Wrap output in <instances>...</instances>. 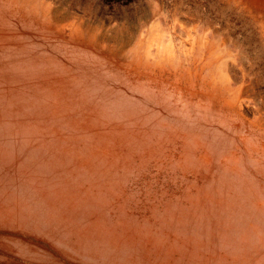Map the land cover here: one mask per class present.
<instances>
[{
  "label": "rangeland",
  "instance_id": "obj_1",
  "mask_svg": "<svg viewBox=\"0 0 264 264\" xmlns=\"http://www.w3.org/2000/svg\"><path fill=\"white\" fill-rule=\"evenodd\" d=\"M4 162L0 264H264V0H0Z\"/></svg>",
  "mask_w": 264,
  "mask_h": 264
},
{
  "label": "crops",
  "instance_id": "obj_2",
  "mask_svg": "<svg viewBox=\"0 0 264 264\" xmlns=\"http://www.w3.org/2000/svg\"><path fill=\"white\" fill-rule=\"evenodd\" d=\"M255 229V232H253V233H256V234H258L259 233V228H254ZM264 236L261 238V237H259V236H255V237H251V239H250V243H249V245H248V249H255V250H261L262 251V253L261 254H264ZM242 248H244V245H243V247ZM258 255V254H257ZM264 256V255H263Z\"/></svg>",
  "mask_w": 264,
  "mask_h": 264
},
{
  "label": "bare ground",
  "instance_id": "obj_3",
  "mask_svg": "<svg viewBox=\"0 0 264 264\" xmlns=\"http://www.w3.org/2000/svg\"><path fill=\"white\" fill-rule=\"evenodd\" d=\"M1 155H3L4 159H6V157H7L6 155L7 154L2 153ZM2 164H4V167H0V175L2 174L3 171H6V166H7V164L5 162L2 163ZM2 168H4V169H2ZM224 177H225V175H224ZM225 179H226V181H228L226 177H225ZM226 185H227V182H225L222 186L218 185L219 189H223V193H225L227 191V189H228ZM214 186H215V184H214ZM224 188H225V191H224ZM212 190H214V189H212ZM216 191H218V190H216Z\"/></svg>",
  "mask_w": 264,
  "mask_h": 264
}]
</instances>
